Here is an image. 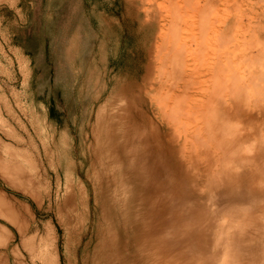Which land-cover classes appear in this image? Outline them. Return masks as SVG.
Here are the masks:
<instances>
[{
    "label": "rangeland",
    "instance_id": "rangeland-1",
    "mask_svg": "<svg viewBox=\"0 0 264 264\" xmlns=\"http://www.w3.org/2000/svg\"><path fill=\"white\" fill-rule=\"evenodd\" d=\"M215 2L199 0L198 4L214 9L205 15H196V21L203 19L205 28L211 26L203 32L184 29L180 33L181 42L188 45L189 39H193L189 47L199 61L198 66L202 58L221 53L229 70L224 72L234 73L245 86L250 80V70L262 71V65L256 64L255 54L259 49L264 50V14L259 15L264 2H259L258 10V6L254 10L249 5L238 19L235 10L229 13L222 10L230 8L231 2L225 3L226 6L219 0ZM139 3L143 19L138 18L147 23L145 28L122 21L124 0H0V171L6 169L5 174L9 173V181L0 173V264H89L97 242V210L90 185L95 160L89 154L88 135L96 125L98 110L112 92L114 81L118 77L129 79L133 55L137 56L146 45L161 43L163 38H158L161 25L168 26V20H173L167 18L168 0ZM180 3V10L186 14L194 6L185 1ZM237 20L241 28L237 24L238 30L231 33V42L222 48L230 24ZM182 22L188 23V20ZM138 61L135 57V62ZM203 61L197 87L212 84L211 92L219 88L213 84L210 74L206 75L214 66L208 68V59ZM229 83L230 79L226 85ZM255 89L247 91L250 103L256 98ZM205 96H200V102L206 109L212 106L210 103L207 106L209 96ZM220 103L226 109L217 105L212 109L217 110L218 116H229L225 128L239 126L242 132L249 130L255 135L256 128L264 126L260 108L250 104L236 111L227 96H222ZM204 112L201 116H208ZM247 115L252 121L246 119ZM201 116L197 119L199 123L205 119ZM254 145L252 141L240 150ZM101 158L104 160V156ZM220 190L217 186L213 191L212 202L218 203L213 207L218 216H226L230 212L226 209L227 214L225 207L220 206L217 198ZM260 211L258 206H250L247 213L259 218ZM259 221L262 228L254 225V221L248 223L250 227L244 226L248 232L256 231L243 234L244 244L252 247L244 250L247 253H241V244L237 243L233 247L241 252L231 247L234 254L230 259L228 256V263L243 264V260L237 261L244 258L250 264L251 257L257 253L256 263L264 259V218ZM237 225L240 227L241 221ZM228 226L226 231L232 246L238 242V234L243 229ZM213 228H208L206 240L200 243L210 257L218 235ZM254 247L258 248L257 252Z\"/></svg>",
    "mask_w": 264,
    "mask_h": 264
},
{
    "label": "bare ground",
    "instance_id": "bare-ground-1",
    "mask_svg": "<svg viewBox=\"0 0 264 264\" xmlns=\"http://www.w3.org/2000/svg\"><path fill=\"white\" fill-rule=\"evenodd\" d=\"M139 1L142 2L124 0L122 21L145 28L147 23L140 20L143 19L140 15L143 9ZM184 1L189 6L194 4L187 14L180 10V2ZM219 1L223 6L231 2L230 8L222 10L228 13L235 10L237 19L249 5L255 10L259 2H264ZM168 3L167 18L173 20H168V26L161 25L158 36L159 40L163 38L161 43L143 45L142 51L133 55L130 69L127 67L131 72L129 79L118 77L114 81L112 92L98 110L96 125L88 135L89 154L95 160L90 185L97 210V242L89 264H233L227 262L234 254L236 247L233 246L241 244V253L252 247L243 242L246 227H250L248 223L254 221V225L262 228L263 220L260 222L259 219L264 218V185L260 184H264V126H258L255 135L249 130L242 132L239 126L225 128L229 116H218L217 110L212 108L226 109L220 102L222 96H227L236 111L251 104L253 108H260L264 115V50L259 49L255 54L256 64L262 65V71L250 70V80L245 86L239 83L234 73L224 72L229 70L221 53L202 58L208 59V68L214 66L206 75L210 74L212 83L219 88L210 92L212 84L197 87L196 79L204 61L201 59L198 66L199 61L192 56L190 49L193 39L185 45L180 33L184 29L192 33L196 29L207 31L211 25L205 28L204 20L196 21V15H205L214 7L202 6L198 4L199 0H168ZM261 10L264 12L263 7ZM261 12L259 15L264 14ZM143 15L146 16V10ZM183 19L188 23H183ZM229 19H225V25ZM237 24L238 20L230 24L222 48L231 42V33L238 30ZM142 36L149 38V35ZM135 57L140 60L138 63ZM229 79L230 83L226 85ZM254 87H257L256 98L250 103L247 91ZM204 94L209 96L207 106L210 103L212 107L205 109L200 102V96ZM200 110L208 116L202 115L205 119L199 123ZM246 119L252 121L250 115ZM252 141L255 142L254 148L247 146L240 150ZM95 167L99 170L96 171ZM5 170L0 173L5 174ZM7 174L4 177L7 178ZM217 186L221 189L217 194L218 201L225 207V212L229 209L230 213L226 212L229 216L224 214L229 219L222 214L218 216L214 210L217 201L212 202V198ZM250 206L262 209L259 218L247 213ZM238 221H241L240 227ZM233 225V229L238 227L243 231L238 234V242L236 240L230 246L226 228ZM208 228L216 229L218 234L211 257L200 244L206 240ZM255 248L257 252L258 248ZM229 251L233 253L229 254ZM257 254L256 257L250 256V264H259L256 263ZM241 260L248 264L244 258L237 262ZM260 264H264V259Z\"/></svg>",
    "mask_w": 264,
    "mask_h": 264
}]
</instances>
